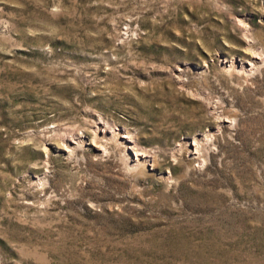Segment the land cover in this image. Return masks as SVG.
Masks as SVG:
<instances>
[{
  "label": "rangeland",
  "instance_id": "374dc122",
  "mask_svg": "<svg viewBox=\"0 0 264 264\" xmlns=\"http://www.w3.org/2000/svg\"><path fill=\"white\" fill-rule=\"evenodd\" d=\"M0 264H264V0H0Z\"/></svg>",
  "mask_w": 264,
  "mask_h": 264
},
{
  "label": "bare ground",
  "instance_id": "6f19581e",
  "mask_svg": "<svg viewBox=\"0 0 264 264\" xmlns=\"http://www.w3.org/2000/svg\"><path fill=\"white\" fill-rule=\"evenodd\" d=\"M253 66V65H252ZM136 151H138V150H136ZM139 154H137V156H138ZM140 163V162H139Z\"/></svg>",
  "mask_w": 264,
  "mask_h": 264
}]
</instances>
